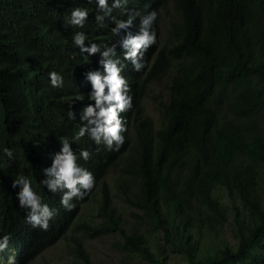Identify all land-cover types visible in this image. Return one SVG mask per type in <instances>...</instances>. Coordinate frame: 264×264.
Wrapping results in <instances>:
<instances>
[{
	"label": "trees",
	"instance_id": "1",
	"mask_svg": "<svg viewBox=\"0 0 264 264\" xmlns=\"http://www.w3.org/2000/svg\"><path fill=\"white\" fill-rule=\"evenodd\" d=\"M76 6L89 9L83 28L66 23ZM153 10L157 40L135 71L123 60L120 37L110 31L111 17L139 12L129 29L135 34L140 16ZM163 10L171 15L165 39ZM74 31L97 43H117L133 100L120 113L126 130L118 150L97 146L87 135L72 142L77 154L81 147L92 153L77 163L92 171L94 185L82 199L73 198L69 211L59 204L60 192L40 180L59 139L78 129L80 109L94 103L87 99L91 84L84 73L102 70L99 53L88 56L72 44ZM50 70L62 72L63 86L49 84ZM163 78L166 98L153 128L142 101L147 88ZM69 101L74 120L66 114ZM0 144L12 147L15 156L10 163L0 161V229L11 233L0 251L4 264H31L60 242L75 262L92 264L76 233L117 234L126 257L149 264H161L157 254L166 248L186 264H264V0H128L110 15L94 0H0ZM118 167V196L134 211L131 226L116 213L105 182ZM17 172L30 176L43 201L58 208L47 231L25 222L18 188L11 186ZM97 192L102 221L77 224L82 205ZM218 192H225L230 207ZM228 215L233 246L223 238Z\"/></svg>",
	"mask_w": 264,
	"mask_h": 264
},
{
	"label": "clouds",
	"instance_id": "2",
	"mask_svg": "<svg viewBox=\"0 0 264 264\" xmlns=\"http://www.w3.org/2000/svg\"><path fill=\"white\" fill-rule=\"evenodd\" d=\"M94 3L97 9L105 15H110L114 8L126 5L128 0H94ZM137 15L140 13H132L126 19L112 16L115 26L110 29L113 36L120 37L118 45L122 49L123 60L130 61L135 71L143 67L144 53L157 40L156 32L152 28L156 19L155 10L140 16L139 30L133 34L129 29ZM88 17V8L76 6L68 14L66 23L83 28ZM95 18L98 22L103 20L99 13ZM121 30H124L122 35ZM71 41L81 53H87L88 56L99 53L98 64L102 66V70L95 68L84 73V78L91 84L87 99L94 103H87L80 109L78 129L71 138L63 136L59 139L60 148L53 154L50 166L42 169L45 178L40 180V184L46 186L52 193L59 191V204L69 211L75 207L73 198L82 199L94 185L92 171L77 163L78 158L87 161L92 153L88 148L81 147L77 154L71 147L72 142L79 141L87 135L97 146L103 144L109 150H118L124 143L125 137L122 133L126 130V123L120 113L130 109L133 100L128 80L121 74L125 65L116 54L117 43H97L84 31H74ZM48 82L52 87L63 86L62 72L50 70ZM72 103L73 101H69L66 113L70 120L75 119ZM5 158L9 163L14 160V149L0 144V161ZM11 186L18 188L15 195L19 206L26 210L25 222L33 229L47 231L49 222L58 213V208L44 202L40 192L33 187L31 177L22 172L16 173L11 180ZM10 238L11 233L0 229V251L8 247Z\"/></svg>",
	"mask_w": 264,
	"mask_h": 264
},
{
	"label": "rangeland",
	"instance_id": "3",
	"mask_svg": "<svg viewBox=\"0 0 264 264\" xmlns=\"http://www.w3.org/2000/svg\"><path fill=\"white\" fill-rule=\"evenodd\" d=\"M168 10H172L171 1L168 2ZM165 10L162 11L161 23H160V38H167L166 31L169 29V23L171 21V15ZM166 78L151 84L146 90V97L142 101L143 114L151 119L153 128H158L159 118H160V104L166 98ZM120 172V168H115L105 178V182L108 187L110 194V199L116 213L125 217L126 222L129 226L134 224L136 221L134 218L130 217V212H134L131 208L126 206L122 199L118 196L117 184L115 178ZM100 196V192H97L94 196V200L88 202L81 207L80 215L76 223H81L83 221L89 222L91 225H98L102 219L97 217V201ZM217 196L221 203L230 207V201L226 197L225 192H218ZM227 220L229 225H226L223 232V238L228 241L229 245L233 246L235 243L234 231L231 224V217L228 215ZM143 230V229H142ZM76 235L81 238L84 251L88 254L92 264H121V261L130 262L132 264H149L145 260L140 259L138 256L133 255L131 257H126L125 252L117 246V241L120 243V236L117 234L101 235L96 238H89L81 233H76ZM159 236V235H158ZM157 236V237H158ZM161 241H159L160 243ZM115 244V245H114ZM153 249V247H151ZM158 259L161 264H186L185 259L177 255L171 254L168 248L160 249L158 252ZM0 260V264H4ZM6 264H12L7 261ZM31 264H82L75 259L71 253L65 251V242L58 243L54 248L47 250L42 257H38L33 260Z\"/></svg>",
	"mask_w": 264,
	"mask_h": 264
}]
</instances>
